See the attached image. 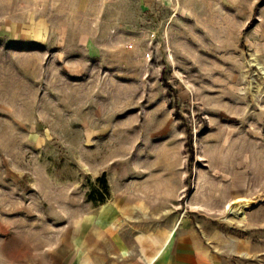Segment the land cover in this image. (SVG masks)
Wrapping results in <instances>:
<instances>
[{"label":"rangeland","instance_id":"1","mask_svg":"<svg viewBox=\"0 0 264 264\" xmlns=\"http://www.w3.org/2000/svg\"><path fill=\"white\" fill-rule=\"evenodd\" d=\"M186 225L264 264V0H0V264Z\"/></svg>","mask_w":264,"mask_h":264},{"label":"crops","instance_id":"2","mask_svg":"<svg viewBox=\"0 0 264 264\" xmlns=\"http://www.w3.org/2000/svg\"><path fill=\"white\" fill-rule=\"evenodd\" d=\"M177 227L174 228L173 232H177ZM179 231L181 232L178 238L175 241V244L172 249H174V254L171 257L167 256V248L170 245L169 236L167 238V232H163L159 234L158 239H150L148 238V242L146 238L136 239V244L138 247H141V255H145L143 257H136L134 260H129V251L124 253L123 248L125 246V242L121 240V245H119L120 253L123 258L122 261H127L129 264H149L155 256L157 258L153 261L155 262L158 259L164 258V264H216V259L210 254V252L206 249L204 244L201 241V238L198 236L196 231L192 230V227L189 225L180 227ZM113 235L114 232H111ZM147 242V245L144 244ZM166 254V256H164ZM133 258V257H132Z\"/></svg>","mask_w":264,"mask_h":264},{"label":"bare ground","instance_id":"3","mask_svg":"<svg viewBox=\"0 0 264 264\" xmlns=\"http://www.w3.org/2000/svg\"><path fill=\"white\" fill-rule=\"evenodd\" d=\"M233 211H234V214L240 215L242 212V206H238L237 208H234Z\"/></svg>","mask_w":264,"mask_h":264}]
</instances>
